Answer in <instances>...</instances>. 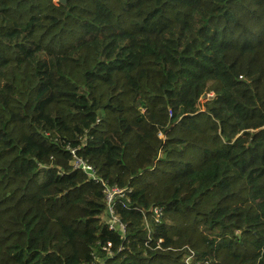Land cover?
<instances>
[{
  "label": "trees",
  "instance_id": "1",
  "mask_svg": "<svg viewBox=\"0 0 264 264\" xmlns=\"http://www.w3.org/2000/svg\"><path fill=\"white\" fill-rule=\"evenodd\" d=\"M72 150L132 190L125 238ZM109 243L107 264H264V0H0V264Z\"/></svg>",
  "mask_w": 264,
  "mask_h": 264
},
{
  "label": "built area",
  "instance_id": "2",
  "mask_svg": "<svg viewBox=\"0 0 264 264\" xmlns=\"http://www.w3.org/2000/svg\"><path fill=\"white\" fill-rule=\"evenodd\" d=\"M71 154L74 158L73 162V168L75 170L81 171L85 173L90 180L95 181L97 184H101L104 188V194L107 199V211L106 214L109 217L107 223L109 225V229L113 232H118L119 235L126 237L127 234V225L124 224L121 219L117 216L115 211V204L118 199L124 198L127 193H131L132 190L127 189H120L118 187H112L108 185L106 182L99 179L96 170L86 161H84L82 158L77 156V153L75 150L71 151ZM153 213L156 220L159 221L163 217L164 210L162 208H153L148 211V213ZM145 211L142 212L144 215L146 223L148 222V216ZM162 242V241H160ZM125 251V246H121L117 248V250L114 248L113 243H109L107 246L103 247V252L105 254V258H100L99 256L95 257V260L91 264H107L109 259L115 258L117 255L122 254ZM189 263V261H188Z\"/></svg>",
  "mask_w": 264,
  "mask_h": 264
},
{
  "label": "rangeland",
  "instance_id": "3",
  "mask_svg": "<svg viewBox=\"0 0 264 264\" xmlns=\"http://www.w3.org/2000/svg\"><path fill=\"white\" fill-rule=\"evenodd\" d=\"M208 97L211 99V98L213 97V95H209ZM207 99H208V98H206V99H201V103H205V102L207 101ZM160 138L165 139V136H164L163 134H160Z\"/></svg>",
  "mask_w": 264,
  "mask_h": 264
},
{
  "label": "water",
  "instance_id": "4",
  "mask_svg": "<svg viewBox=\"0 0 264 264\" xmlns=\"http://www.w3.org/2000/svg\"><path fill=\"white\" fill-rule=\"evenodd\" d=\"M60 2H62L63 4H66L67 0H59ZM202 99H206V96H203Z\"/></svg>",
  "mask_w": 264,
  "mask_h": 264
}]
</instances>
